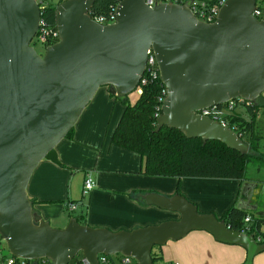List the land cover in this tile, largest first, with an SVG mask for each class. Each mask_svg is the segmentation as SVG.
Instances as JSON below:
<instances>
[{
  "label": "water",
  "instance_id": "water-1",
  "mask_svg": "<svg viewBox=\"0 0 264 264\" xmlns=\"http://www.w3.org/2000/svg\"><path fill=\"white\" fill-rule=\"evenodd\" d=\"M257 2L225 0L216 21L205 23L186 5L122 0L115 21L101 25L90 15L95 0H66L56 8L60 41L42 56L32 46L42 21L38 1L0 0V237L12 257L70 264L82 255L100 264L99 255H122L154 264L155 247L205 231L244 248V264H254L264 243L181 194L143 196L179 216L158 225L112 231L72 218L54 228L36 211L28 184L42 161L58 163L56 147L101 88L118 98L136 91L150 49L168 90L155 132L166 126L249 154L233 129L197 112L239 98L264 108V16H254Z\"/></svg>",
  "mask_w": 264,
  "mask_h": 264
},
{
  "label": "crops",
  "instance_id": "crops-1",
  "mask_svg": "<svg viewBox=\"0 0 264 264\" xmlns=\"http://www.w3.org/2000/svg\"><path fill=\"white\" fill-rule=\"evenodd\" d=\"M139 96L131 94L128 101L134 104ZM122 101L110 95L108 88H101L77 122L73 135L56 147L58 163L44 160L32 174L29 197L46 221L60 225L55 227L64 228L72 219L66 205L82 199L87 174L94 177L97 187L85 199V206L73 215H85L90 227L131 231L178 219L177 214L149 206L143 199L147 193L174 196L177 179L141 175V157L111 143L108 125L117 104ZM124 109L122 103L117 119ZM252 169L243 182L184 179L181 194L202 207L204 213H213L218 218L236 205L264 219V169ZM140 191L145 192L142 198L130 196ZM246 257L244 248L219 243L205 231H194L163 246V259L159 264H244ZM121 259L115 255L113 264H122ZM31 264L52 263L40 260ZM254 264H264V252L254 258Z\"/></svg>",
  "mask_w": 264,
  "mask_h": 264
},
{
  "label": "trees",
  "instance_id": "trees-1",
  "mask_svg": "<svg viewBox=\"0 0 264 264\" xmlns=\"http://www.w3.org/2000/svg\"><path fill=\"white\" fill-rule=\"evenodd\" d=\"M38 1L43 2V23L50 29L57 30L56 8L66 0ZM121 1L95 0L90 15L92 18L102 17L107 24H110L115 18L116 8ZM201 1L212 5L222 0ZM162 90V81L159 80L143 87L141 95L134 104L128 101V96L121 97L125 109L111 137L113 145L141 157L143 163L141 175L175 178L177 179L176 193L181 194V183L184 179H223L243 182L248 179L251 167H256L258 171L264 169V131L261 127L264 108L256 105L253 109L243 111L238 109L226 117L228 127L235 129L240 138L250 146V153L242 154L218 141L205 143L200 138L188 139L181 131L166 126L156 133L158 98ZM73 132L74 129L67 138H70ZM144 194L145 192L140 191L130 196L142 198ZM249 215L253 221L247 230L245 219ZM70 217L75 218L81 225H88L85 215L70 213ZM219 219L225 221L234 231L255 234L256 237L264 235V219L255 217L239 206H231ZM2 242L4 241L0 237V243ZM114 257H108L109 264H113ZM152 259L154 264L162 261L163 247L157 246L153 249ZM77 260L76 257L71 264ZM32 262L35 261H28L29 264Z\"/></svg>",
  "mask_w": 264,
  "mask_h": 264
},
{
  "label": "built area",
  "instance_id": "built-area-1",
  "mask_svg": "<svg viewBox=\"0 0 264 264\" xmlns=\"http://www.w3.org/2000/svg\"><path fill=\"white\" fill-rule=\"evenodd\" d=\"M38 1V0H37ZM148 4L151 8H153L157 4H181V5H186L188 6L194 15L197 17L199 21L205 22V23H214L218 17L219 11L224 4L225 0L220 1L219 3H214L210 5L206 1H201V0H147ZM40 8L42 10V5L43 2H39ZM254 16L257 19H261L264 16V3L262 2H257V9L254 12ZM95 20L97 23L101 25H107L106 21L102 17L98 18H92ZM115 21V18L112 22ZM33 41H38L41 44H43L46 49L60 41V35L57 30L50 29L49 27L46 26L43 21H41V26L40 29L33 39ZM161 79V74H160V69L159 65L156 59V56L153 52L152 49L148 51V60H147V66H146V71L144 76L142 77L136 91L141 94L143 91V87L148 85L149 83H153L156 81H159ZM163 90L161 95L158 98V109H157V114L156 117L158 118L162 114V106L163 103L167 97L168 90L165 87V85L162 82ZM256 106V104L252 101H246L242 98L236 99V100H231L228 103L222 105V106H213L210 108H206L204 110H201L197 112V114L209 117L216 122L224 125L225 127H228V120L226 117L234 112L235 110H246V109H253ZM229 128V127H228ZM235 131V129H233ZM236 132V131H235ZM97 187V183L94 179V177L91 174H87L83 189H82V199L77 201V202H69L66 205V209L69 213H76L77 210L80 207L85 206V199L88 198V196L92 193V191ZM253 218L249 215L246 217L245 222L248 226L247 230H249V225L252 223ZM255 235V234H253ZM256 237V235H255ZM256 240L258 243H264V235H259L256 237ZM121 263L122 264H138L137 261L131 257H126V256H121ZM78 260L74 262V264H89L87 259L84 258L83 256L79 255ZM100 259V264H109V258L108 256L104 255H99ZM0 261L3 263L4 261L6 264H29L28 260L25 259H17L12 256L5 258L3 253L0 251ZM72 263V262H71ZM70 263V264H71Z\"/></svg>",
  "mask_w": 264,
  "mask_h": 264
},
{
  "label": "rangeland",
  "instance_id": "rangeland-1",
  "mask_svg": "<svg viewBox=\"0 0 264 264\" xmlns=\"http://www.w3.org/2000/svg\"><path fill=\"white\" fill-rule=\"evenodd\" d=\"M32 46H34V48L36 49V51L38 52V54H40V55H42V56H44L45 55V53H46V47L43 45V44H41L40 42H38V41H33L32 42ZM139 95H141V94H139L137 91H135L133 94H132V96L133 97H138ZM121 106H122V103L121 102H119L118 104H117V106H116V110H115V113H114V115H113V117L111 116V120H110V123H109V127H110V133H109V136L110 137H112V134H113V132L115 131V129H116V127H117V124H118V122H119V120L121 119V117H122V115H123V110H122V113H121V115H120V117H118V119H117V112H118V109H120L121 108ZM261 127H262V129H263V131H264V117L261 119ZM253 169L252 170H257V168L256 167H252ZM251 170V171H252ZM188 180H190V181H197V180H195V179H188ZM189 200V199H188ZM190 201V200H189ZM191 202V201H190ZM199 208V207H198ZM201 209H202V207H200ZM199 208V211L200 212H202V213H204V211H202L201 209ZM52 225V227H54V228H57V227H55V226H60V225H58V224H56V223H52L51 224ZM0 250H1V252L3 253V255H4V257L5 258H8V257H10L11 255H10V252H9V250H8V248H7V246H6V243L5 242H2V243H0ZM117 256V255H116Z\"/></svg>",
  "mask_w": 264,
  "mask_h": 264
}]
</instances>
